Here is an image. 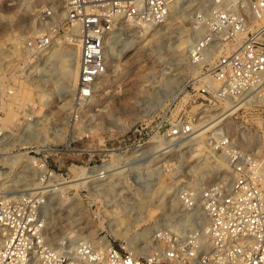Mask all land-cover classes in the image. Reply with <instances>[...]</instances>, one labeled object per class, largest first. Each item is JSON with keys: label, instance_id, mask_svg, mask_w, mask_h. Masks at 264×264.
<instances>
[{"label": "rangeland", "instance_id": "rangeland-1", "mask_svg": "<svg viewBox=\"0 0 264 264\" xmlns=\"http://www.w3.org/2000/svg\"><path fill=\"white\" fill-rule=\"evenodd\" d=\"M180 1L171 0L158 47L148 44L142 50L122 54L118 48L112 49L114 45L106 44L114 59L108 57L107 75L98 83L92 100L83 102L77 97V86L67 97L66 93L56 92L50 77L60 75L59 66L52 62L44 66L41 52L27 47L29 39L58 30L55 39L59 38L65 46L68 35L77 47L76 31L66 32L62 27L64 0H0V175L10 174V155L39 160V172L34 165L31 168L35 161H29V168L20 167L8 178L0 176V192L27 194L24 192L36 191L37 182L39 192L56 189L50 191L51 209L46 215L53 218L45 223L47 236L56 237L51 242L53 246L92 238H107L119 248L126 246V240L112 235L111 225L125 217L126 206L135 197L138 200L140 192L155 191L162 185L147 205L143 220L131 225L129 235L134 238L137 232L153 229L145 237L134 239L137 245L143 242L140 245H146L150 252L158 230L183 235L195 227L194 221L182 219L185 207L177 196L181 188L200 189L221 180L228 183L226 157L208 146V139L216 130L225 129L235 145L257 157L264 156V106L236 110L235 105L231 112H225L233 106L228 104L200 110L202 100L196 93L200 67L189 61L188 49L194 42L195 12L208 0H190L186 9L174 12L173 7ZM51 10L55 19L46 25L41 15ZM126 22H121L116 34L129 39L140 23ZM182 39L180 61L175 47ZM177 73V82L167 85L165 79ZM44 100L48 103L44 104ZM181 116L206 118L196 124L194 138L165 142L163 137L151 143L154 136H163L173 129ZM27 119L33 121L35 129L44 128L55 138L45 137L39 144L21 146L19 139ZM215 122H219L218 127L204 137L198 136L201 126L206 128ZM241 128L251 138L249 145L242 139ZM137 149L141 150L138 155L130 156ZM42 165L51 171V177L44 175ZM102 165L109 167L104 171L100 169ZM111 173L116 174L110 176ZM70 183L75 185L67 187ZM108 184L113 187L105 191L103 186ZM165 187L168 191L164 192ZM60 200L65 201L60 204ZM73 205L76 210L67 217L66 210ZM166 216L169 219L164 220Z\"/></svg>", "mask_w": 264, "mask_h": 264}, {"label": "built area", "instance_id": "built-area-1", "mask_svg": "<svg viewBox=\"0 0 264 264\" xmlns=\"http://www.w3.org/2000/svg\"><path fill=\"white\" fill-rule=\"evenodd\" d=\"M170 3L64 0L62 27L66 32L77 29L79 100H90L95 84L107 73L105 42L121 22L160 26L169 16ZM41 18L44 24H51L55 14L47 11ZM193 22L195 38L188 59L200 66L196 79L200 110L236 102H240L239 110L264 106V0H208L196 10ZM58 33L29 39L27 47L43 51ZM204 118L181 116L168 134L189 137ZM208 142L211 150L226 157L229 180L177 192L186 210H198L204 218V223H196L188 233L158 230L157 246H152L147 256L100 240L53 246L44 222L46 195L2 192L0 264H264V156L257 157L235 145L222 128ZM34 167L39 172V160ZM42 167L44 175L51 177V171Z\"/></svg>", "mask_w": 264, "mask_h": 264}, {"label": "bare ground", "instance_id": "bare-ground-1", "mask_svg": "<svg viewBox=\"0 0 264 264\" xmlns=\"http://www.w3.org/2000/svg\"><path fill=\"white\" fill-rule=\"evenodd\" d=\"M188 1H190V0H181L178 4H176L173 7L172 10H174V12H176L179 9H183V10L186 9L185 4ZM180 13H182V12H180ZM176 15H179V13H177ZM129 22H131V21H129ZM123 24H125V23H123ZM165 25H166V23H163L160 26L152 27L150 25H145V24H141L140 23V25L137 26L134 35H132V38H129V39L128 38H125V37L123 38L122 36H121L122 37L121 38L119 33L116 34L120 30V28H119L117 31H115L111 35V37H109L106 40L105 47H106V44L107 43H109V45H114V47H112V49L113 48H118L119 51L122 52V54H126L129 51L134 50V49H136L137 51L138 50H142L145 47V45H148V44H151L150 47H152V48L153 47H158L159 46V42H160L159 41L160 40L159 37H160V34H161L160 32L163 31ZM141 26H142V28H141ZM70 30H75L76 31L75 36L77 35V29L76 28H72ZM194 38H195V36H194ZM64 40L66 41V45L65 46L62 45V42L63 41H61L58 38V39H55L53 41V45L51 47H49V48H47V49H45L43 51H40V52H41L42 64L44 66L45 65H48L49 62H52L53 64H56V65L59 66V68H60V75H58L57 77L52 76L53 74H46V73L45 74H46V76H52V77H50V79L53 81V84L55 85L56 92H59V93L61 92V93H64V94L66 93L65 97H67V96L72 95L74 93L75 87L78 84V54H77L78 41H77V47H76V44L73 43V40L74 39H70V37L68 35L67 36L65 35V39ZM143 40H145L146 42L141 45V43H143L142 42ZM193 41H194V39H193ZM109 45H108V47L106 49L108 69H109V66H110V61H109L110 59L108 57H111L112 60L114 59L111 56V52H110V49H109ZM176 46H177V47H175L176 54H177V57L181 61L182 60L181 58L183 57V51H184V39H182V41L180 43H178ZM78 52H79V49H78ZM198 67H200V66H198ZM117 68L118 67L116 65L115 66V69H117ZM182 72H183V70H182ZM182 72H180V73H182ZM180 73H177L175 75H171L168 78H166L165 79L166 84L169 85V86H171V85H173V83L177 82ZM105 75H107V73ZM105 75H103L101 77V79ZM43 76H45V75H43ZM100 80H98V82L95 84L94 91H95V88H97L98 83L100 82ZM103 88H104V86H103ZM94 95L92 96V98L94 97ZM92 98H91V100H92ZM47 103H48V100H44V104H47ZM239 104H240V102L234 103L233 106L230 107L229 109H227L225 112H229V111L231 112L232 108H234L235 105H236V110H238V108L240 107ZM223 114H224V112H223ZM225 118H227V116ZM32 122L33 121L31 119H27L24 127L22 128L21 136H20V139H19V144L21 146L31 145V144H36V143L39 144V142H43V140L46 139V138H52V139L55 138V137H53V135H51L44 128H42V129H39V128L38 129H35L34 128V125L35 124L33 125ZM218 124H219V122H215V123H213L210 126L208 125V127L205 126L206 128H204V127L201 126V128H200L201 131H200V133H199L198 136H200V137L203 136L204 137V135H206L211 129H214L215 127H218ZM3 131H4V128H3ZM4 132H7V131H4ZM240 132H241V136H242V139L244 140L245 144L249 145V142L251 140L250 136L248 134H246L244 132V130H242V128H241ZM0 134H3V133L1 132ZM4 136H5V134H4ZM170 136H171V134H168V133L164 134L163 136H154L152 138L151 143L155 144L157 142L156 140L161 139L163 137L165 139V142L166 141L167 142H171V141H173L174 138L182 139L181 137H174V136H171V138H170ZM189 137L190 138H194V134H192ZM189 137H186V138H189ZM44 142H46V141H44ZM140 151L141 150H138L137 149L134 152H132V154L130 156L133 157L135 155H138V152H140ZM9 161H10L9 166H10V170H11L10 171V174H11L12 172L16 171L20 167H22V168H27L28 167L29 168L30 165H31V162L32 161L34 162L35 160L30 159L26 155H19L18 154V155H10ZM29 161H31V162H29ZM35 163H36V161L31 165V168L33 167V165H35ZM108 167L109 166L102 165L100 169H102V170L105 171L106 169H108ZM226 173L227 172H225V174ZM10 174L2 173L0 176H2V179H4V178L10 177ZM111 174L112 175H110V176H114L116 173H111ZM222 182L223 183H227L225 181H222ZM37 183H38L37 184L38 188L34 192H39V182H37ZM110 184L106 185V187L103 186L104 187L103 189L105 191L110 190L113 187V185H110ZM26 185H28V184H26ZM72 185L74 186L75 184H72V183L67 184V187L68 186H72ZM162 187H164V186L160 185L155 191L148 190V191L140 192L139 194H141V195L139 197H137L138 200L135 197L134 200H133V203L128 204V206H126V208L124 210V212H125L124 214H126L125 217L123 219H118V220L114 221V223L111 225V230L110 231H111L112 235L115 236V237H120V238H122V239H124V240L127 241L126 242L127 243L126 246H124L122 248H124L126 250L128 249L129 252L131 251L133 253H137V254H140V255H143V256H147L149 254V252L147 251L148 249H147L146 245H140L143 242H139V245H137V243L134 242V239L136 237H142V236L145 237L147 234L151 233L153 231V229L147 228V229H145L141 233L137 232V234H136V236L134 238H129V235H130V232H131V225L134 222H140V221L143 220V216L142 215L145 213L147 205L152 201L153 196L156 194V192H158L159 189H162ZM62 188L63 187H61L60 189L62 190ZM92 188H97V186H94ZM53 190H56V189H52V190H49V191L46 190L45 193H42L41 191L39 192V193H42L43 195H46V197H47V205L45 207V217H44V222L46 224L48 223V219L49 218L51 219V217H52L50 215L49 218H46V215L48 214L47 210L48 209H51V208H49L50 207V203L49 202H51V201L50 200L48 201V197L51 196L52 193H50V191H53ZM163 191L165 192V191H168V190H166V187H165ZM34 192H27L26 191L24 193H34ZM1 194H2V192H0V195ZM10 194H12V192H10ZM63 201H65V200H60L59 201L60 204H62ZM70 201H71L70 199L67 200V202H70ZM68 204L70 205L71 203H68ZM126 209H130V210L128 212H126ZM75 210H76V208H75L74 205L73 206H70L69 208H67V210H66L67 217H69L70 215H72L73 212H75ZM131 210H133V212H131ZM181 215H183V218L182 219H187V220L190 219V221H194L195 224L196 223H199L201 220L202 221L199 224L201 225L202 223H204V218L201 215V212H199L198 210L188 211V210L184 209V211H183V213ZM167 219H169V218L166 216V218L164 220H167ZM176 225H178V224H176ZM178 234H181V233H178ZM151 236H152V234H151ZM47 238H48V240L50 242H53V241L56 240V237L53 234H51L50 237L47 236ZM154 238H155V235H154ZM92 239L95 240V241H97V240L104 241L107 244L111 243L107 238H102V239L92 238ZM151 241H152V239H150L148 242H151ZM76 243L77 242H73V244H69V246L70 245H74ZM154 246H157V242H155V245ZM147 252H148V254H147Z\"/></svg>", "mask_w": 264, "mask_h": 264}]
</instances>
